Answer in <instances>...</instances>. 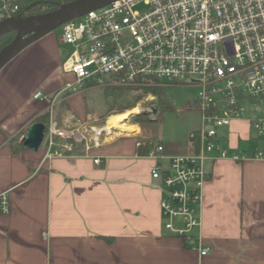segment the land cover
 Segmentation results:
<instances>
[{"label":"crops","instance_id":"1","mask_svg":"<svg viewBox=\"0 0 264 264\" xmlns=\"http://www.w3.org/2000/svg\"><path fill=\"white\" fill-rule=\"evenodd\" d=\"M61 35L51 32L0 71V196L10 204L0 211V264H264V161H206L194 234L210 253L201 257L163 224L162 186L151 174L174 156L164 145L162 160L127 132L52 159L44 145L11 148L50 109L37 92L57 96L61 127L90 114L86 93L63 91L73 76L61 72ZM250 132L249 120H234L219 130L220 143L244 151ZM179 149L195 151L190 142Z\"/></svg>","mask_w":264,"mask_h":264},{"label":"built area","instance_id":"2","mask_svg":"<svg viewBox=\"0 0 264 264\" xmlns=\"http://www.w3.org/2000/svg\"><path fill=\"white\" fill-rule=\"evenodd\" d=\"M18 10L15 0H0V23ZM61 29L62 44L72 50L61 65L63 74L73 76L64 93L153 83L198 88L196 101L188 106L201 114V129L189 140L195 151L169 157L166 167L157 163L151 175L162 186L165 229L207 256L210 248L202 247L194 234L201 227L206 161H264V0H118ZM33 98L50 104L42 143L46 159L77 146L89 151L100 145L89 142L81 126L59 125L54 116L57 96L37 92ZM248 104L260 111L247 118L255 135L244 151L231 152L221 145L219 130L244 118ZM91 122L93 116H88ZM150 141L138 146L148 147ZM151 142L147 154L164 159V146ZM0 211H10L7 194L0 196Z\"/></svg>","mask_w":264,"mask_h":264},{"label":"rangeland","instance_id":"3","mask_svg":"<svg viewBox=\"0 0 264 264\" xmlns=\"http://www.w3.org/2000/svg\"><path fill=\"white\" fill-rule=\"evenodd\" d=\"M53 32L60 34L62 33V29L61 27H59ZM64 48L67 51V57L72 50L67 46H64ZM105 89L107 88H94L85 92L86 101L90 108V114H88V116H93V122L87 123V116L80 122L75 123L76 126H81V132L85 135L89 142H92V144L95 141L102 143L106 138H109L113 135L121 136L120 133L124 132L118 128L114 129L113 131L105 130L108 117L119 112V109H113V111H109L110 109H112V107L110 108L109 105L112 103L113 98L106 97L104 92ZM165 89V107H161L158 113H153L152 109L141 110V107L145 102L151 100H153V104L155 102V98L148 95L147 97H144V99L136 106L139 108V111H136V108L127 110L132 112L129 115L128 120L125 122V126L128 128L129 126H131L130 124H132L138 127V131L128 133L134 135L138 139V141H140V139L141 141L151 139V141L153 140L164 145L168 149L170 155H178V153L180 152L179 150H181L179 149L180 144L183 143L185 145L186 143H189L190 134L201 129V114L197 110L193 109L194 107L191 109L188 108L190 104H194V102L196 101L198 88L178 86ZM132 94L134 95L136 93L134 92ZM260 105L264 113V102H262ZM116 106L115 108H117ZM154 107H156V105H154ZM140 112L150 114L149 117L152 121L144 126L140 124H134L131 120V115L138 114ZM258 112L260 111L255 110L254 107H251L248 104L247 110L244 113V118H251L252 116H255L256 113L258 114ZM156 118H158L159 120L154 121ZM55 119L57 120V118ZM91 127H96L98 130H101L99 128H103V131L96 132ZM124 133L126 134V132ZM254 135V132L251 131L250 137L253 138ZM151 141L148 143L149 149L153 146ZM241 145L245 149L249 147V143L246 142H242ZM74 151H82V146H77L76 148H74ZM164 222L165 220L163 218V224Z\"/></svg>","mask_w":264,"mask_h":264},{"label":"water","instance_id":"4","mask_svg":"<svg viewBox=\"0 0 264 264\" xmlns=\"http://www.w3.org/2000/svg\"><path fill=\"white\" fill-rule=\"evenodd\" d=\"M118 0H73L62 4L58 9L27 17L14 16L0 23V37L14 32L13 41L0 50V71L30 45L61 27L63 24L78 19L91 11L103 8ZM142 108V109H141ZM141 110L152 109L156 113L153 100L147 101ZM46 126L34 123L22 138L25 147L38 150L45 137Z\"/></svg>","mask_w":264,"mask_h":264},{"label":"trees","instance_id":"5","mask_svg":"<svg viewBox=\"0 0 264 264\" xmlns=\"http://www.w3.org/2000/svg\"><path fill=\"white\" fill-rule=\"evenodd\" d=\"M71 1L73 0H15V2L19 5V10L16 16L27 17L32 15L45 14L58 9L62 4ZM14 38V32L1 36L0 50L10 44ZM165 90L166 89L160 84L153 83L150 86H144L140 88H107L104 90V92L106 97L113 98L112 103L109 105V107H112V109H110L109 111H113V109H119V112L117 114H120L127 110H132L136 108L138 103H140L144 99V97L150 95L155 98L154 105H156V113H158L161 107L166 106ZM134 92L136 94L133 95L132 93ZM115 106L117 108H115ZM149 115L150 114H147L145 112H140L138 114L131 115V120L134 124H140L144 126L152 121ZM158 120L159 119L156 118L154 121ZM37 122L43 123L47 127L49 123V113L47 112L46 114L39 117ZM10 146L16 152L26 148L23 142H19L18 138L13 139L10 142Z\"/></svg>","mask_w":264,"mask_h":264},{"label":"bare ground","instance_id":"6","mask_svg":"<svg viewBox=\"0 0 264 264\" xmlns=\"http://www.w3.org/2000/svg\"><path fill=\"white\" fill-rule=\"evenodd\" d=\"M139 111V108L136 107V111ZM132 111H126L117 115H112L109 117L107 124L105 126L106 131H113L114 129H121L124 132H133V131H138V127L136 125L129 126L128 128L125 126V122L128 120L129 115L131 114ZM129 125V124H128ZM123 132V134H124ZM129 135V134H128Z\"/></svg>","mask_w":264,"mask_h":264}]
</instances>
